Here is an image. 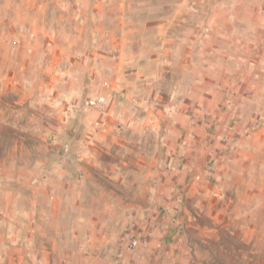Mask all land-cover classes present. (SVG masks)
Instances as JSON below:
<instances>
[{
  "label": "rangeland",
  "instance_id": "374dc122",
  "mask_svg": "<svg viewBox=\"0 0 264 264\" xmlns=\"http://www.w3.org/2000/svg\"><path fill=\"white\" fill-rule=\"evenodd\" d=\"M216 1L191 0L183 57L134 8L126 40L85 1L14 37L0 23V264L118 263L134 214L187 264H264V60L210 49ZM241 66L257 88L230 80Z\"/></svg>",
  "mask_w": 264,
  "mask_h": 264
},
{
  "label": "crops",
  "instance_id": "0c3cea01",
  "mask_svg": "<svg viewBox=\"0 0 264 264\" xmlns=\"http://www.w3.org/2000/svg\"><path fill=\"white\" fill-rule=\"evenodd\" d=\"M78 1L87 2L86 9L92 8L93 13L104 14L103 22L117 27V32L114 34L122 40H126L130 36L139 37L138 29L129 28L133 22L132 16L126 14L128 9L134 8L139 9L140 23L150 24L157 31V35L160 37L164 35L168 40H171L169 44L174 51H171L170 55L183 57L189 56L191 50L194 51L190 41L195 39L193 35L197 36L198 34L190 27L191 0H93V2L90 0H0V23L5 24L9 36L14 37L19 25L35 27L34 23L49 21L50 16H62L70 12L76 14V2ZM198 1V5H206V0ZM226 2L227 6H224ZM215 4H217L215 7L219 8V12H215L209 18L208 23L213 25L211 28L218 29L219 32L213 33L212 31L215 38L212 34H207L204 38L207 44L214 41V46L210 49L217 55L226 52L230 56L244 58L242 64H245L248 57L255 52L260 67V63L264 60V0H217ZM138 17L134 16V18ZM202 19L203 17H201ZM108 31L113 34L114 30L108 29ZM223 39L228 40L227 42L231 45L233 43L229 51H222ZM202 47L204 46L202 45ZM176 49L178 52H175ZM204 49L200 50L201 53L204 52ZM118 55H122V51H118ZM123 60L121 58L119 62H116L117 69L122 67ZM185 62L189 63L188 57ZM242 67L230 76V80L234 81L235 79V84L239 86L257 88L259 82L253 79L252 73L248 70L242 71ZM136 71L138 70H134V73ZM222 71L221 67L219 70H215L216 73ZM261 73L260 77L263 78L264 71ZM262 78L259 80L264 83ZM215 81H220L222 86L227 84L226 78L223 80L222 76H215ZM233 92L232 95L238 98V95L249 94L250 90H242L240 94H238V90L235 91V94ZM155 223L160 222L152 220L149 227L146 224L142 228L144 237L148 239V245L128 249L124 242L121 243V261L115 264H187L185 257L189 253L186 251L188 248L186 243L183 240L173 242L163 238L162 234L165 233V228H157Z\"/></svg>",
  "mask_w": 264,
  "mask_h": 264
},
{
  "label": "built area",
  "instance_id": "2783aa9c",
  "mask_svg": "<svg viewBox=\"0 0 264 264\" xmlns=\"http://www.w3.org/2000/svg\"><path fill=\"white\" fill-rule=\"evenodd\" d=\"M108 85L109 82L105 81L104 86H108ZM106 100H107V96L102 94L97 97L90 98L88 100V104L91 107H102V105L106 103ZM123 242L125 243L128 249H135L140 245H148V239L144 237L143 229L139 225L137 215L135 214L130 218L127 235L124 238Z\"/></svg>",
  "mask_w": 264,
  "mask_h": 264
}]
</instances>
